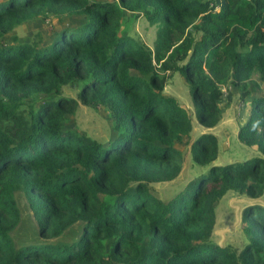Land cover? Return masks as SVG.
<instances>
[{
    "label": "trees",
    "instance_id": "1",
    "mask_svg": "<svg viewBox=\"0 0 264 264\" xmlns=\"http://www.w3.org/2000/svg\"><path fill=\"white\" fill-rule=\"evenodd\" d=\"M136 16L154 26L150 44L126 31ZM50 19L48 41L11 34ZM173 72L206 128L235 88L236 138L255 153L216 164L212 132L189 143L188 109L162 92ZM78 101L102 110L105 139L77 128ZM185 147L205 169L168 199L153 195L151 182L180 173ZM228 190H264V0H0V264H264L258 202L240 210V248L211 239Z\"/></svg>",
    "mask_w": 264,
    "mask_h": 264
},
{
    "label": "rangeland",
    "instance_id": "2",
    "mask_svg": "<svg viewBox=\"0 0 264 264\" xmlns=\"http://www.w3.org/2000/svg\"><path fill=\"white\" fill-rule=\"evenodd\" d=\"M55 23L56 22L54 21V19H50L44 22L34 21L31 23H23L15 27L11 34H17L19 40H25L28 37L27 34L31 30L35 29L41 32L43 36H45V38L43 37L44 41H48L51 36L52 25L57 26ZM126 31L129 32L130 35L136 34L141 40H143L147 44H150L154 37V26L148 25L147 21L142 16H136L133 23L132 17H130L126 26ZM230 89L232 90L231 99L229 101L230 105L225 108L226 112L223 117V120H225V116L228 115L231 123L229 125V128L226 127V129H224L226 131L225 133H223V129H221L222 125L218 127L217 123L209 128H206L197 123L194 118L195 106L192 101L189 83L186 82L183 76L180 75L178 72H173L169 76L163 86L162 91L165 95H172L178 101V103L188 109L192 125L189 143L194 138L195 132H199L197 131V129H201V131L205 130V132H212L215 136L218 132V134L221 136L220 147L223 148V152H220L221 154L219 155L221 161H224V159L226 161L227 156L231 157V159L233 160H242L244 158H247V153L251 152L252 154L253 151H255L253 145H242L244 147H249L248 152H245L244 148H240L236 141H233L234 132L237 131L236 127L238 123V118L240 116L239 113H237V108H241L243 104H240V106L237 107L238 104L241 103L237 99L238 91L233 87H230ZM227 90L228 89H226V91ZM62 91L65 94L75 97V89L64 86ZM242 109H244V107ZM74 119L78 129L85 131L87 134L95 136L97 139L103 140L106 138L108 133V125L103 116L102 110L91 109L78 101L77 106L75 108ZM70 121L72 120H69V122ZM213 130L216 132V134L213 132ZM218 148L219 146L217 142V152ZM181 152L183 163L180 173L170 180L151 182L149 186L150 192L153 195L166 200L173 194H175L178 190H180L186 183L187 179L192 178L194 175L205 169L204 167L197 166L192 161L187 147L182 149ZM245 198L246 197H244L243 195L237 194L236 192L231 190L226 191L221 196L215 206L216 224L214 225V230L211 233L212 240H218V242H221L223 244H229L236 248H240V246L244 243L245 237L240 228L239 219L240 210L246 202ZM18 200H20L21 206V219L19 224L21 228H25L33 223V218L30 215V211L26 208L23 199L20 198L19 195ZM252 202H259L264 205V190L263 193L259 196V198L252 200ZM17 231H19V229H17ZM35 237L37 236H34L33 238Z\"/></svg>",
    "mask_w": 264,
    "mask_h": 264
},
{
    "label": "crops",
    "instance_id": "3",
    "mask_svg": "<svg viewBox=\"0 0 264 264\" xmlns=\"http://www.w3.org/2000/svg\"><path fill=\"white\" fill-rule=\"evenodd\" d=\"M227 108V107H226ZM225 112H226V109H224L223 110V113H222V116L220 117V119H219V121L217 122V124H218V127H220L221 125V129H223L222 131H223V133H225L226 131L224 130V129H226V127L227 128H229V125H230V120H229V116L228 115H226L225 116V120H223V117H224V115H225ZM237 128V127H236ZM197 131H201V129H197ZM203 132L205 131V130H202ZM213 132L216 134V132L213 130ZM236 132L237 131H235L234 132V139H233V141H236V143L239 145V147L241 148H244L245 149V152L247 151L248 152V150H249V147H244V146H246V145H244V144H242V143H240L237 139H236ZM220 135L218 134V132H217V135H216V138H217V142H218V146H219V148H218V152H217V159H218V161H219V163H221V162H226V161H233V159H231V157H226V161H225V159H224V161L222 160H220V158H219V155L221 154L220 152H223V148L222 147H220ZM235 143V144H236ZM236 144V145H237ZM237 145V146H238ZM242 145H244V146H242ZM243 150V149H242ZM253 153H255V151H253ZM251 154V152H249V153H247V156H249ZM223 159V158H222ZM234 160H236V159H234ZM182 168V167H181ZM252 201V200H251ZM259 203V202H258ZM261 204V203H260ZM216 224V218H215V222H214V225ZM216 228V227H215Z\"/></svg>",
    "mask_w": 264,
    "mask_h": 264
},
{
    "label": "water",
    "instance_id": "4",
    "mask_svg": "<svg viewBox=\"0 0 264 264\" xmlns=\"http://www.w3.org/2000/svg\"><path fill=\"white\" fill-rule=\"evenodd\" d=\"M237 139V138H236ZM214 163H216V164H220L219 163V161H218V159H217V157L214 159ZM255 199H258V197L257 198H255ZM255 199H252V200H255ZM245 200H246V202H250L251 200H248V199H246L245 198ZM214 222H215V220H214ZM214 230V225H213V229H212V231ZM214 241V240H213ZM215 242L217 243V244H219V245H223V243H221V242H218V240H215Z\"/></svg>",
    "mask_w": 264,
    "mask_h": 264
},
{
    "label": "built area",
    "instance_id": "5",
    "mask_svg": "<svg viewBox=\"0 0 264 264\" xmlns=\"http://www.w3.org/2000/svg\"><path fill=\"white\" fill-rule=\"evenodd\" d=\"M226 89H228V87H227L226 85L221 86V91H222L223 94L226 93ZM240 104H241V103H239L238 106H240Z\"/></svg>",
    "mask_w": 264,
    "mask_h": 264
}]
</instances>
